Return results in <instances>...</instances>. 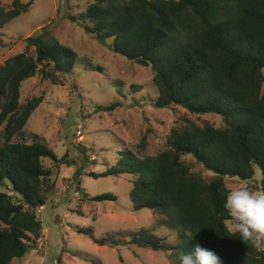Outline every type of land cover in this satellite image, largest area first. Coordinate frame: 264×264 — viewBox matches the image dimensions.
Wrapping results in <instances>:
<instances>
[{"label": "trees", "instance_id": "16d2710c", "mask_svg": "<svg viewBox=\"0 0 264 264\" xmlns=\"http://www.w3.org/2000/svg\"><path fill=\"white\" fill-rule=\"evenodd\" d=\"M71 22L113 41L115 51L141 67H150L157 92L154 106H180L189 113L217 115L220 125L183 123L170 129L165 148L138 157L119 151L116 162L101 175L134 176L133 210L147 208L161 215L159 225L176 237L142 229L127 243L170 251L171 264L196 244L212 250L222 264H264V249L233 234L224 208L225 176L249 180L256 167L264 192V0H88ZM31 2L0 3V28ZM26 50L0 65V264L27 255L43 229L36 209L54 187L43 158L63 162L35 133L23 131L41 103L40 96L20 102L22 83L38 74L61 83L72 73L76 53L47 27L24 38ZM118 103L99 105L110 111ZM192 157L212 176L191 170ZM63 163H66L65 161ZM79 168L74 171L77 178ZM84 199L87 193L84 189ZM97 200L114 199L112 195ZM98 245L105 238H96Z\"/></svg>", "mask_w": 264, "mask_h": 264}, {"label": "rangeland", "instance_id": "374dc122", "mask_svg": "<svg viewBox=\"0 0 264 264\" xmlns=\"http://www.w3.org/2000/svg\"><path fill=\"white\" fill-rule=\"evenodd\" d=\"M22 1L31 2L28 10L0 28V65L24 52V38L44 26L72 48L76 61L73 72L64 74L60 84L36 74L21 86V103L31 97L42 98L23 131L37 134L66 163L42 159L54 187L46 203L36 209L43 226L41 237L27 255L9 264H171L170 251L127 243L142 229L165 237L166 243H176L175 234L159 225V213L147 208L133 210L130 193L134 176L101 174L115 164L119 151L129 150L138 157L157 154L165 148L171 128L188 122L220 125V117L192 114L176 105L155 107L152 69L115 51L112 39H99L87 32L83 23L67 18L68 13L83 12L88 0ZM262 71L264 74V68ZM111 103L118 106L110 111L97 108ZM2 130L1 125L0 143ZM185 160L192 171L206 179L212 176L192 157L185 156ZM77 168L78 176L73 178ZM255 170L249 180L227 175L224 184L229 190L245 187L262 192V175L257 167ZM81 189L87 193L84 199ZM103 195L114 199H96ZM226 224L232 230V221ZM89 230L107 243L93 242Z\"/></svg>", "mask_w": 264, "mask_h": 264}, {"label": "clouds", "instance_id": "9594fccd", "mask_svg": "<svg viewBox=\"0 0 264 264\" xmlns=\"http://www.w3.org/2000/svg\"><path fill=\"white\" fill-rule=\"evenodd\" d=\"M224 208L232 221L233 234L256 248L264 244V192L237 187L226 194ZM179 264H222L219 257L200 244L178 257Z\"/></svg>", "mask_w": 264, "mask_h": 264}, {"label": "built area", "instance_id": "2783aa9c", "mask_svg": "<svg viewBox=\"0 0 264 264\" xmlns=\"http://www.w3.org/2000/svg\"><path fill=\"white\" fill-rule=\"evenodd\" d=\"M78 133H80V131H78Z\"/></svg>", "mask_w": 264, "mask_h": 264}]
</instances>
